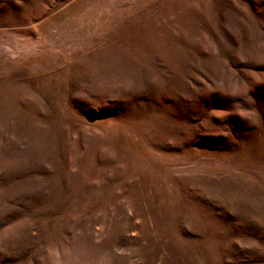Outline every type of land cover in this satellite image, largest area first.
Masks as SVG:
<instances>
[{
	"label": "rangeland",
	"instance_id": "374dc122",
	"mask_svg": "<svg viewBox=\"0 0 264 264\" xmlns=\"http://www.w3.org/2000/svg\"><path fill=\"white\" fill-rule=\"evenodd\" d=\"M0 264H264V0H0Z\"/></svg>",
	"mask_w": 264,
	"mask_h": 264
}]
</instances>
